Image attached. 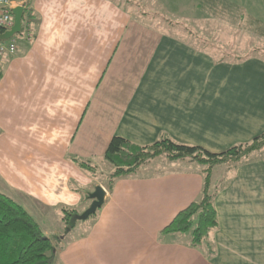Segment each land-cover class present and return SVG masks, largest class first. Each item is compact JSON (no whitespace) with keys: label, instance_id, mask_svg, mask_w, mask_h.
Listing matches in <instances>:
<instances>
[{"label":"crops","instance_id":"1","mask_svg":"<svg viewBox=\"0 0 264 264\" xmlns=\"http://www.w3.org/2000/svg\"><path fill=\"white\" fill-rule=\"evenodd\" d=\"M125 3L29 0L15 52L0 62V194L42 229L104 190L89 230L60 238L55 264H264V147L211 168L217 225L199 245L164 229L200 200L203 166L157 157L108 188L113 137L220 154L264 133V59L217 60L195 46L208 40L159 30ZM215 3L225 5L176 0V11L212 12ZM263 21L252 19L264 39Z\"/></svg>","mask_w":264,"mask_h":264},{"label":"trees","instance_id":"2","mask_svg":"<svg viewBox=\"0 0 264 264\" xmlns=\"http://www.w3.org/2000/svg\"><path fill=\"white\" fill-rule=\"evenodd\" d=\"M218 5L219 3L213 4L216 8ZM28 14L29 0L21 23H27ZM260 34L264 36V31ZM262 147L264 133L250 143L233 146L220 154H212L196 146L177 144L169 139H161L146 147H136L120 137H113L104 154V160L113 167V172L108 177V188L115 179L137 172L157 157H165L168 161L187 160L203 166L205 177L200 200L181 210L164 229L166 233L189 234L190 243L199 245L217 225L212 195L209 192L211 168L223 163H236ZM78 165L87 172H94L95 168L89 163ZM77 215L75 211H63L62 220L67 223L69 230L72 228L69 220ZM56 252L53 240L44 235L41 227L26 210L0 194V264H55Z\"/></svg>","mask_w":264,"mask_h":264},{"label":"rangeland","instance_id":"3","mask_svg":"<svg viewBox=\"0 0 264 264\" xmlns=\"http://www.w3.org/2000/svg\"><path fill=\"white\" fill-rule=\"evenodd\" d=\"M114 1L126 7L125 0ZM223 1L225 5L219 4L217 8L214 6L212 12L205 11L204 6L194 13L177 12L176 0H131L132 4L138 6L133 4L131 7L135 16H140L142 9L147 11V19H143L144 22L156 26L159 30L185 40L189 37L208 40L209 43L206 44L203 41L194 44L198 49L210 50L217 60L238 62L251 57L264 59V39L253 32L252 24L253 18L264 20V0ZM261 9L262 13L259 12ZM83 212L69 220L71 230L63 220H45L40 223L43 230L58 233V237L51 236L54 244L58 246L60 238L69 241L89 230L97 213L85 220L78 219Z\"/></svg>","mask_w":264,"mask_h":264},{"label":"built area","instance_id":"4","mask_svg":"<svg viewBox=\"0 0 264 264\" xmlns=\"http://www.w3.org/2000/svg\"><path fill=\"white\" fill-rule=\"evenodd\" d=\"M26 2L27 0H0V35L12 30L14 26L13 10L22 8L24 11L26 8ZM16 34H14L6 42L0 41V62L8 59L14 54V36H16Z\"/></svg>","mask_w":264,"mask_h":264},{"label":"water","instance_id":"5","mask_svg":"<svg viewBox=\"0 0 264 264\" xmlns=\"http://www.w3.org/2000/svg\"><path fill=\"white\" fill-rule=\"evenodd\" d=\"M13 14H14V26L11 31L3 35H0V41H6L9 38H11L14 34L20 33L21 31V26H22L21 20L23 16L22 8H17L13 10ZM104 196H105L104 190L100 186H97L94 192L88 196V198L92 201L91 205L83 212V214H81L77 218L80 220H85L91 215L95 214L97 209H99L103 205Z\"/></svg>","mask_w":264,"mask_h":264}]
</instances>
